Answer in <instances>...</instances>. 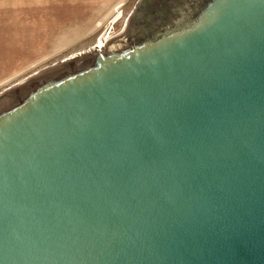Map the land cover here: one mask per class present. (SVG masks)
I'll return each mask as SVG.
<instances>
[{"label":"water","instance_id":"1","mask_svg":"<svg viewBox=\"0 0 264 264\" xmlns=\"http://www.w3.org/2000/svg\"><path fill=\"white\" fill-rule=\"evenodd\" d=\"M123 33L0 93V264H264V0Z\"/></svg>","mask_w":264,"mask_h":264},{"label":"rangeland","instance_id":"2","mask_svg":"<svg viewBox=\"0 0 264 264\" xmlns=\"http://www.w3.org/2000/svg\"><path fill=\"white\" fill-rule=\"evenodd\" d=\"M11 1L0 0V31L21 34L0 35V49L11 46L15 56L0 74V93L104 37L123 36L139 0Z\"/></svg>","mask_w":264,"mask_h":264},{"label":"crops","instance_id":"3","mask_svg":"<svg viewBox=\"0 0 264 264\" xmlns=\"http://www.w3.org/2000/svg\"><path fill=\"white\" fill-rule=\"evenodd\" d=\"M11 2H13V0ZM5 32L6 31H0V35H13L15 33L21 34V32H13L12 30L8 33ZM22 32H25V29H22ZM0 38H2V36H0ZM14 57V49H12L11 46L8 48L3 47L2 49H0V74L3 72V68L6 67L8 63L14 61Z\"/></svg>","mask_w":264,"mask_h":264},{"label":"bare ground","instance_id":"4","mask_svg":"<svg viewBox=\"0 0 264 264\" xmlns=\"http://www.w3.org/2000/svg\"><path fill=\"white\" fill-rule=\"evenodd\" d=\"M116 37H117V36H115V37H111V38H109V39H107L106 37H104V38H102L101 40L97 41L96 46H94V47H92V48H96V49L98 48V49H101V48H103L104 46L110 44L111 41H112L113 39H115ZM90 49H91V48H90ZM70 58H72V57H70Z\"/></svg>","mask_w":264,"mask_h":264},{"label":"flooded vegetation","instance_id":"5","mask_svg":"<svg viewBox=\"0 0 264 264\" xmlns=\"http://www.w3.org/2000/svg\"><path fill=\"white\" fill-rule=\"evenodd\" d=\"M126 32V31H125Z\"/></svg>","mask_w":264,"mask_h":264}]
</instances>
